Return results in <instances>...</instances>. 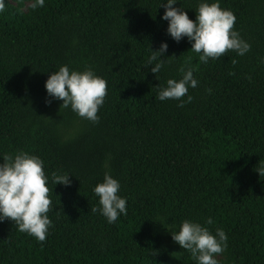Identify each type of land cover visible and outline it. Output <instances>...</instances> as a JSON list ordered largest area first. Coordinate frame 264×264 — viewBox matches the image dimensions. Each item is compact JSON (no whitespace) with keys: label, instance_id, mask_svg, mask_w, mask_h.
Returning a JSON list of instances; mask_svg holds the SVG:
<instances>
[{"label":"trees","instance_id":"1","mask_svg":"<svg viewBox=\"0 0 264 264\" xmlns=\"http://www.w3.org/2000/svg\"><path fill=\"white\" fill-rule=\"evenodd\" d=\"M162 0H4L0 11V156H39L49 180L46 239L0 222V264H195L171 238L184 219L222 228L219 264H264V0H219L250 45L200 63L187 38L175 42ZM213 2V0H209ZM199 0H177L195 20ZM168 45L157 74L146 67ZM191 58L198 84L180 101L157 93ZM92 68L106 81L97 123L47 98L59 66ZM191 96V100H188ZM50 99V98H49ZM0 163L3 159L0 158ZM116 178L127 215L109 224L92 188ZM212 217V225L204 224Z\"/></svg>","mask_w":264,"mask_h":264},{"label":"clouds","instance_id":"2","mask_svg":"<svg viewBox=\"0 0 264 264\" xmlns=\"http://www.w3.org/2000/svg\"><path fill=\"white\" fill-rule=\"evenodd\" d=\"M175 4L177 0H162L159 6L164 8L161 19L167 21L166 33L177 43L186 37L191 44L190 50L198 55L200 63H207L209 58L217 59L228 50L235 51L239 56L249 51V43L233 28L236 19L234 14L222 9L219 0H199L195 20L190 19L181 6L173 7ZM44 5L45 0H31L33 10ZM4 7V0H0V11ZM167 48V43L161 42L158 50H151L146 67L152 73L157 74L164 66L161 57ZM179 71L182 73L181 78L167 79L166 85L159 87L157 98L160 101H180L177 106L183 107L181 98L190 87L195 88L198 84L193 75L196 64L189 58ZM44 88L47 95L45 103L60 100V107L70 108L78 117L92 123L99 121L97 113L106 96V81L92 68L76 70L61 65L48 75ZM188 100H191V96H188ZM0 158L3 159V163H0V222L9 219L19 231L43 242L52 225L47 215L52 204L47 184L51 180L54 185L68 186L72 175L63 172H54L51 177L45 175L43 160L23 150L4 154ZM256 172L259 176L264 175V164L259 165ZM120 188V182L108 171L104 172L102 181L92 188L99 204V208L94 207L92 211H99L109 224L116 222L119 216L127 215V199L119 194ZM213 223L212 217L204 222L207 225ZM170 233L174 242L191 253L195 264H219L215 257L227 248L228 237L222 228H215L213 233L192 219L182 220Z\"/></svg>","mask_w":264,"mask_h":264}]
</instances>
